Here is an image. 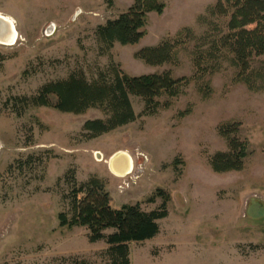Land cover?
<instances>
[{"label":"rangeland","instance_id":"1","mask_svg":"<svg viewBox=\"0 0 264 264\" xmlns=\"http://www.w3.org/2000/svg\"><path fill=\"white\" fill-rule=\"evenodd\" d=\"M218 1L166 0L163 14H149L138 44L115 43L106 52L98 27L134 0H0V12L20 34L15 45L0 44V264H110L105 241L91 242L86 227L60 226V213L71 216L73 186L65 176L72 171L79 184L91 176L105 180L115 208L140 203L153 211L164 203L158 191L170 198L160 233L129 244L130 264H264V91L236 82L235 68L225 63L177 97L163 96L170 105L154 115H142L144 100L131 96L137 119L95 139L84 136L83 126L105 119L101 109L74 114L23 100L72 75L98 79L112 65L133 76L171 72L191 79L196 41L185 29L196 37L210 23L225 30L228 19L208 13ZM51 23L56 28L47 35ZM167 39L180 41L176 62L150 65L136 57ZM207 84L211 94L204 97L200 87ZM226 123H240L249 155L242 171L216 173L210 159L228 151L219 132ZM120 150L133 157L132 175L139 176L125 190L107 164Z\"/></svg>","mask_w":264,"mask_h":264},{"label":"trees","instance_id":"2","mask_svg":"<svg viewBox=\"0 0 264 264\" xmlns=\"http://www.w3.org/2000/svg\"><path fill=\"white\" fill-rule=\"evenodd\" d=\"M105 1L110 5L114 3V0ZM165 8L166 0H134L118 18L98 27L97 37L102 48L108 52L115 43L138 44L147 34L149 14H163ZM208 13L212 18H227L228 22L225 30L210 23V29L199 37L185 29L187 39L196 41L192 54L195 74L191 79H176L171 72L133 76L112 65L107 72H101L98 79L90 81L84 74L72 75L44 84L37 95L23 100L28 106H54L61 112L74 114H83L90 108L101 109L105 119H90L83 126L84 136L95 139L137 119L131 96L144 100L142 115H154L170 105L162 103L160 98L177 97L191 81L220 72L225 63L237 70L236 82L245 84L251 91H264V0H219ZM179 42L164 40L157 46L141 49L136 57L150 65L176 62ZM4 59L0 54V62ZM205 89L200 87L204 97H209L210 86L207 84ZM51 96L56 97L55 104L51 103ZM240 126V123H226L219 127L220 134L227 140L228 151L216 152L211 157L214 172L244 169L249 145L239 136ZM65 180L73 186L71 216L60 213V226L86 227L91 242L105 241L109 245L110 264H130L129 244L156 237L160 233L159 220L169 214L170 198L162 190L156 196L163 198L164 203L157 210L146 211L140 203L115 208L105 180L91 176L79 184L73 171L66 174ZM156 196L149 200L155 201ZM73 264L87 262L77 259Z\"/></svg>","mask_w":264,"mask_h":264},{"label":"bare ground","instance_id":"3","mask_svg":"<svg viewBox=\"0 0 264 264\" xmlns=\"http://www.w3.org/2000/svg\"><path fill=\"white\" fill-rule=\"evenodd\" d=\"M20 39V34L14 23V20L0 12V44L1 45H15ZM99 159H103L102 154L97 152ZM107 164L110 171L119 176L124 177L132 172L134 168V159L127 151L120 150L114 153L109 159Z\"/></svg>","mask_w":264,"mask_h":264},{"label":"built area","instance_id":"4","mask_svg":"<svg viewBox=\"0 0 264 264\" xmlns=\"http://www.w3.org/2000/svg\"><path fill=\"white\" fill-rule=\"evenodd\" d=\"M56 28V27H55ZM55 28L53 29V31L55 30ZM52 31V32H53ZM51 32V33H52ZM45 33L47 34V35H50L49 33H47V29H46V31H45ZM141 168V167H140ZM133 172H134V168H133V170H132ZM133 172H131V173H129L128 175H125L124 177H121L122 179H123V181H122V183H121V185H120V190H125L126 188H128L130 185H131V183L132 182H134L137 178H139V176H138V174H134V175H132L133 174Z\"/></svg>","mask_w":264,"mask_h":264},{"label":"water","instance_id":"5","mask_svg":"<svg viewBox=\"0 0 264 264\" xmlns=\"http://www.w3.org/2000/svg\"><path fill=\"white\" fill-rule=\"evenodd\" d=\"M56 27L55 23H51L47 28V33H51L53 29Z\"/></svg>","mask_w":264,"mask_h":264}]
</instances>
